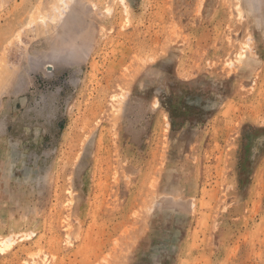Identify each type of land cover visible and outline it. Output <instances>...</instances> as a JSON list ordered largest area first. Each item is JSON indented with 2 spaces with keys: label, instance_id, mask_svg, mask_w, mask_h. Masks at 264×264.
Masks as SVG:
<instances>
[{
  "label": "rangeland",
  "instance_id": "rangeland-1",
  "mask_svg": "<svg viewBox=\"0 0 264 264\" xmlns=\"http://www.w3.org/2000/svg\"><path fill=\"white\" fill-rule=\"evenodd\" d=\"M0 264H264V0H0Z\"/></svg>",
  "mask_w": 264,
  "mask_h": 264
}]
</instances>
